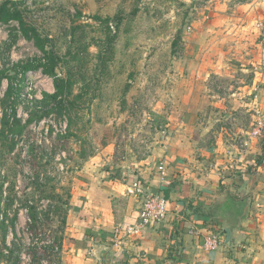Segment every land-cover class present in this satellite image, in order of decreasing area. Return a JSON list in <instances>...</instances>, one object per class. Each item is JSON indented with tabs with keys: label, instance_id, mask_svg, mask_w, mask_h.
I'll return each instance as SVG.
<instances>
[{
	"label": "rangeland",
	"instance_id": "obj_1",
	"mask_svg": "<svg viewBox=\"0 0 264 264\" xmlns=\"http://www.w3.org/2000/svg\"><path fill=\"white\" fill-rule=\"evenodd\" d=\"M11 1L57 60L56 78L42 66L25 74L45 54L17 22L0 26V264H48L53 245L60 264L72 192L95 169L145 160L172 135L195 85L190 67H226L229 73L204 82L205 103L224 99L205 118L211 129L240 131L264 149V132L251 136L264 115L255 106L261 86L227 69L246 59L264 69V30L257 28L264 27V0ZM208 1L216 24L187 34L190 11L198 19ZM56 81L58 100L50 98ZM235 81L250 89L238 90ZM258 162L264 166V152Z\"/></svg>",
	"mask_w": 264,
	"mask_h": 264
},
{
	"label": "crops",
	"instance_id": "obj_2",
	"mask_svg": "<svg viewBox=\"0 0 264 264\" xmlns=\"http://www.w3.org/2000/svg\"><path fill=\"white\" fill-rule=\"evenodd\" d=\"M213 10L208 1L194 30H212L216 24ZM198 36L202 44L208 39L203 38L207 36L204 33ZM194 55L197 58V53ZM186 57H193L192 53ZM257 63L251 67L246 59L248 66L227 69L254 77L252 83L261 86L255 106L262 112L264 69ZM224 68L190 67L195 85L188 88V99L172 135L145 160L116 164L100 172L95 169L72 192L60 264H264V166L257 163L264 152L262 144L258 139L244 140L237 130L227 134L219 125L211 129L213 121L204 115L224 100L205 103L204 82L213 72L229 73ZM242 82L240 87L234 82L238 90L250 89L248 81ZM233 102L239 106L237 100ZM162 162L168 167L166 178L158 170ZM135 181L166 197L168 218L143 236L116 244L113 230L138 220L142 198L128 193ZM218 232L225 237L222 247L206 251L204 238Z\"/></svg>",
	"mask_w": 264,
	"mask_h": 264
},
{
	"label": "built area",
	"instance_id": "obj_3",
	"mask_svg": "<svg viewBox=\"0 0 264 264\" xmlns=\"http://www.w3.org/2000/svg\"><path fill=\"white\" fill-rule=\"evenodd\" d=\"M195 12L196 9L190 11L187 25L186 33L191 34L194 31L195 23ZM257 28L262 32L264 27L262 24L258 23ZM264 40V38H263ZM255 99H259L255 96ZM260 114V112H258ZM264 132V115L260 114L256 119V123L251 130V136L254 138H260ZM244 146L248 144L244 143ZM159 173L163 178L168 176V167L166 162H162L158 166ZM128 193L131 196L142 198V206L139 212L137 222L129 225H119L112 233V238L116 244L122 243L124 240L131 237L143 236L147 231L154 227L161 226L168 218V200L161 193L154 192L150 185L143 183L142 181H135L128 188ZM225 241V237L221 233H214L207 235L204 238V249L206 251H217L222 247ZM53 258L48 261V264H57L60 248L54 245L52 246ZM96 264H105L103 262H98Z\"/></svg>",
	"mask_w": 264,
	"mask_h": 264
},
{
	"label": "trees",
	"instance_id": "obj_4",
	"mask_svg": "<svg viewBox=\"0 0 264 264\" xmlns=\"http://www.w3.org/2000/svg\"><path fill=\"white\" fill-rule=\"evenodd\" d=\"M12 22H17L22 30V34L24 35V37L27 40L33 41L35 46L45 54L44 61L40 63L37 67L27 66L25 68V74L33 70V68H39V66H42L43 74L56 78V74H55V65L57 60L56 55L53 52L47 50L44 40L37 33V30L34 27H31L30 25L27 24L26 20L23 18L22 13L18 10V7L15 6L13 1L5 0L0 5V26L10 25ZM1 85H2V79H0V88ZM56 88H57V93L50 98L58 100V98L61 95H63V90L60 88L58 81H56ZM67 206L69 207V203H67ZM68 210L66 212V217L68 214ZM30 216H31L30 217L31 224L29 226L30 229L34 231L33 229H35L38 226V221L33 212L30 214ZM66 217H64V220L66 219Z\"/></svg>",
	"mask_w": 264,
	"mask_h": 264
}]
</instances>
